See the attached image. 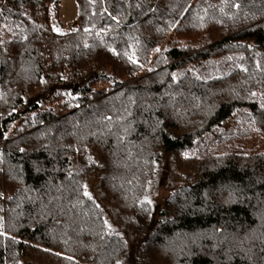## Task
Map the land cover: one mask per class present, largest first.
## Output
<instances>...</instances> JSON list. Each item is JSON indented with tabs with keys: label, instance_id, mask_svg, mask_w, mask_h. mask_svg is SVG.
<instances>
[{
	"label": "trees",
	"instance_id": "obj_1",
	"mask_svg": "<svg viewBox=\"0 0 264 264\" xmlns=\"http://www.w3.org/2000/svg\"><path fill=\"white\" fill-rule=\"evenodd\" d=\"M59 1L0 0V264H264V0Z\"/></svg>",
	"mask_w": 264,
	"mask_h": 264
},
{
	"label": "rangeland",
	"instance_id": "obj_2",
	"mask_svg": "<svg viewBox=\"0 0 264 264\" xmlns=\"http://www.w3.org/2000/svg\"><path fill=\"white\" fill-rule=\"evenodd\" d=\"M76 13L77 5L75 0H60L58 3V15L59 21L61 22L62 30H72L76 27ZM52 26L56 28L57 22L56 19L51 21ZM175 176L172 174L164 178L161 182L154 184L151 197L155 205H159L162 200L170 192L172 183L175 182Z\"/></svg>",
	"mask_w": 264,
	"mask_h": 264
}]
</instances>
